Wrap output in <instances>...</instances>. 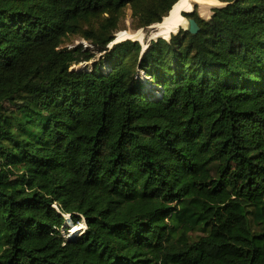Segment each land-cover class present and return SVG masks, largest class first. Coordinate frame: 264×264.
<instances>
[{"label":"trees","instance_id":"1","mask_svg":"<svg viewBox=\"0 0 264 264\" xmlns=\"http://www.w3.org/2000/svg\"><path fill=\"white\" fill-rule=\"evenodd\" d=\"M179 1L0 0V264H264V0L108 48Z\"/></svg>","mask_w":264,"mask_h":264},{"label":"rangeland","instance_id":"2","mask_svg":"<svg viewBox=\"0 0 264 264\" xmlns=\"http://www.w3.org/2000/svg\"><path fill=\"white\" fill-rule=\"evenodd\" d=\"M219 1V0H218ZM221 2V1H219ZM223 3V2H222ZM221 7H224V4H221L219 6H215V7H211L210 9V13L206 12L203 8V6H198L196 9H195V12H197V14L199 15V17H201L202 19H205V20H209L212 15H213V11L214 9L216 8H221ZM203 10V11H202ZM205 11V12H204ZM202 13L204 14H210L209 16L206 15L205 17L202 16ZM120 32H123V31H142L143 30V35L145 36L143 38V45H145V38L147 37V34H149V37H148V40L151 41V40H157L158 38H162L161 36H157V32L158 30L157 29H150L149 30H144V29H136V25L134 23V19H133V16H132V10L131 9H128L126 10V14H125V18L124 20L122 21L121 23V27H120ZM118 33H116L115 35H118ZM113 44H110L108 46L109 50L113 48ZM83 48V50H91L93 52L95 47L94 45L91 43V42H88L86 41L85 39H83L82 37L80 36H74V37H70L66 44L64 45V48L66 49H69V50H72V49H76V48ZM105 53H98L96 55V58L91 61V62H85V63H81L79 65H74L72 67L73 70H84V69H89V68H92V66L94 64H97V63H100L103 61V57H104ZM107 68V65H104V69L106 70ZM142 78L144 80V82H146V85H147V89L149 90V95H151L152 92H154V87L148 83V80L142 75ZM68 224H67V229H63L62 230V233L63 235L65 236V238H73V237H77L79 236L81 233L84 232L85 230V223L84 221L80 222L79 224H74L72 222V220L70 219V217L68 216Z\"/></svg>","mask_w":264,"mask_h":264},{"label":"bare ground","instance_id":"3","mask_svg":"<svg viewBox=\"0 0 264 264\" xmlns=\"http://www.w3.org/2000/svg\"><path fill=\"white\" fill-rule=\"evenodd\" d=\"M196 1L200 2V5L203 6V8H205L204 10L208 13H210L211 7L220 5V2L218 0H196ZM190 2H192V0H183L176 5L174 11L172 12L170 16H168L165 19V23L162 26L164 30L166 31L165 33L162 34L163 36L167 37V35H169L170 33L177 32L179 29H182V28H187L188 26L187 21L181 17V13L182 12H192L193 9H192V4H190ZM206 15L208 14L202 13V16L205 17ZM144 37L145 36L143 35L142 31H139L137 33L123 31V32L118 33V35H116L115 41L112 44L115 45L119 42H123L126 40L140 41L143 43ZM154 94L159 96V93L157 91H154Z\"/></svg>","mask_w":264,"mask_h":264},{"label":"water","instance_id":"4","mask_svg":"<svg viewBox=\"0 0 264 264\" xmlns=\"http://www.w3.org/2000/svg\"><path fill=\"white\" fill-rule=\"evenodd\" d=\"M181 1H183V0H180L178 3H180ZM178 3H177V4H178ZM220 3H221V4H224V7L227 6V5H229L228 3H222V2H220ZM177 4H176V5H177ZM190 4H192V9H193L192 12H182V13H181V17L187 21V25H188L187 28H182V29H179L177 32L170 33L169 35H167V37L162 35L163 33L166 32V31L164 30V28L162 27L163 24L165 23V19H166L168 16H170V15L172 14V12L174 11L176 5H174V7H173L172 10L170 11L169 15H168L167 17H165L161 23L154 24V25H152V26L149 27V28H150V29H157L158 32H157L156 35H157V36H161L163 39H170L172 35H176V34L180 33V31H182V30H183V31H188V32H190L192 35H196V34H198V33L201 31L200 26L198 25V23L196 22V20L191 19V18H188V17H186V15L193 14V13L195 12V9H196L198 6H200V2H197L196 0H192V2H190ZM164 27H165V26H164ZM131 32L137 33V32H139V31H131ZM142 32H143V30H142ZM115 37H116V35H115ZM131 41H132V40H131ZM135 42H139V43H141V44L143 45V43L140 42V41H135ZM115 45H116V44H115ZM144 46H145V45H144ZM146 48H147V46H145V49H146Z\"/></svg>","mask_w":264,"mask_h":264}]
</instances>
